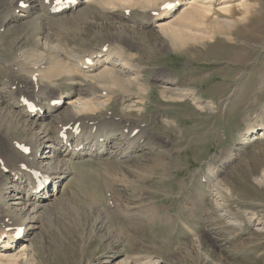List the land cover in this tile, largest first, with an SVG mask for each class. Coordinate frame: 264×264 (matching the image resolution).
I'll return each instance as SVG.
<instances>
[{
	"label": "bare ground",
	"instance_id": "1",
	"mask_svg": "<svg viewBox=\"0 0 264 264\" xmlns=\"http://www.w3.org/2000/svg\"><path fill=\"white\" fill-rule=\"evenodd\" d=\"M56 1L23 0L21 3V0H0V264L41 263L42 260H37V245L43 246L47 232L54 240L63 243L66 236L59 227L61 216L56 211L71 217L72 228L69 230L67 227V230L69 233L76 232L77 240L85 243L87 236L95 233L105 241L107 255L89 259L88 264H201L199 261L207 264L208 259L211 262L214 260L207 243L215 240L206 243L203 236L208 233L216 235L218 227L227 229V226H232L240 230L249 223L255 231L264 232V220L256 212L236 208V213L230 208L231 203L225 196L230 194L231 197L233 193L220 177L224 169L235 164L234 159L245 153L247 148L256 142H264V101L258 105V112L248 118V123V119L245 121L247 126L237 133L226 160L217 165L206 161L207 176L203 175L204 180L201 178L202 189L192 187L193 192H190L192 200L187 202L191 207V210L188 207L189 211L201 220L209 217V213H215L213 217L211 215L212 222L216 218L218 226L209 224L202 235L193 226L194 219L185 222L179 214L167 215L169 219L173 216L179 220L189 232V238L180 241L177 253L123 254L120 244L127 241L135 244L134 233L130 229L132 225L118 231L105 227L104 219H109L110 214L129 220L139 219V212L134 211L133 206L123 204L116 189L117 180L124 173L117 176L118 172L113 174L104 169L105 176L102 178L107 189L106 204L112 207L106 204L103 207L93 194L90 200L79 192L76 194L77 200L82 198L85 204L59 194L61 181L73 172V159H124V162L129 161L128 164L134 166L131 161L134 153L153 151L156 146L160 148L156 142V146L150 142L153 135L147 123L136 129L140 123L123 115L133 116L132 110L139 113L143 109L150 86L142 74L145 65L140 62L141 51H134L136 44L139 45L138 33L145 34L142 38L151 42L146 38L149 30L162 48L170 46L175 50L190 48L188 45L192 44L203 45L219 35L235 40L238 25L244 24L243 28H246L257 12H264L261 0ZM169 3L171 7L164 6ZM89 7L97 15L91 16L90 11L92 20H105V23L97 22V28L102 32L99 39H103V43L96 46L86 44L80 53L79 43L74 42L80 39L81 26L69 28L68 24ZM91 19L83 20V25L91 24ZM52 22H58L60 30L75 41L69 43V37L61 40L56 36L59 32L50 26ZM74 22L79 21L76 19ZM28 41H31L30 47H27ZM9 53H12L10 58L6 57ZM61 81L70 86L65 95L61 92ZM160 84V94L165 101L190 98L199 108L214 109L211 101H202L189 85L177 86V80L169 78H163ZM115 95H119L121 115L125 117L110 115L104 110ZM58 100L62 103L54 102ZM25 101L33 103L35 109H31ZM259 117L260 121L256 123ZM23 147L28 152L23 151ZM249 176L264 191V165L258 171H249ZM119 181L121 183L122 179ZM40 183H43L42 187ZM90 204L95 207L86 209L85 205ZM180 210L183 211L182 208ZM141 218L139 220L144 217ZM44 227L47 229L44 230ZM60 247L63 249L62 245ZM214 261V264H225Z\"/></svg>",
	"mask_w": 264,
	"mask_h": 264
},
{
	"label": "rangeland",
	"instance_id": "2",
	"mask_svg": "<svg viewBox=\"0 0 264 264\" xmlns=\"http://www.w3.org/2000/svg\"><path fill=\"white\" fill-rule=\"evenodd\" d=\"M260 5L264 7V0L260 1ZM217 7L215 8L217 9ZM82 11L86 14L82 12L78 15L79 18L78 16L76 17L79 22H74L76 19H72L73 22L68 24L69 28L81 26L79 28V37L82 40L78 39L77 42L74 38L72 39L69 35H66L63 30H60L61 27L59 28V26L61 25L58 22H52V25L50 23V26L56 32H59L56 36H59L61 40L69 37V43L74 41V43H79L80 53L86 47V44L96 46L103 43V39H99L102 32L97 28V24L99 22L102 23L103 20L99 19L98 22L95 19V22L91 19V16H97L91 7L84 8ZM89 13L91 16H89ZM259 14L257 12L256 17H252L251 21H249L251 24L248 23L247 25L249 29L247 27L243 28L244 24L238 25L234 33L238 36L235 40H228L226 37L219 35L214 41H207L203 45H188L190 48L180 50L172 49L170 46L162 48L161 44L155 41V36L148 32L149 30L147 29H145L148 33L146 38L151 40V42L146 41L145 37L142 38L145 34L140 35L138 33L137 37L139 40H137L140 46L136 44L134 51L137 53L141 51L140 54L143 60L141 59L140 62L145 65L142 74L148 79L150 86L148 93L145 95L147 99L145 98L144 100L143 109L139 113L136 110H132L133 116L129 114L123 115L140 123L138 125L139 128L137 127L136 129L142 128L140 125L147 123L151 135L154 136V139L151 136L150 142L154 146L160 145V148L156 146L157 149L153 151L146 150L134 153L131 158V161L135 163L134 166L128 164L129 161L124 162V159H104V157L103 159L89 157L73 159V172L65 176L59 186V194L62 196L71 197L76 201L80 200V203L85 204V200H81L82 198L77 200L76 194L79 192L86 196L88 200L93 194L97 200L103 203L104 207L107 198V189L102 178L105 176L104 169H108L113 174L118 172L119 174H115L117 176H121L120 174L124 173V176L122 174V177L117 180L119 182L118 187H116L118 194L123 200V204L126 203L130 205L129 207L133 206L132 209L137 213L139 212V219H142L141 217L144 218L143 220H134V218L129 220L125 217L123 218V216L121 217V215L110 214L109 219H104L105 227L110 226L114 231L125 230L127 229L126 225H132L130 229L134 233L135 244H132L131 241H127L128 246L127 242L120 244L119 247L124 249L123 254L131 255L133 252H138L150 255H166L169 253L168 251L177 253V247L180 246L181 240L185 241L189 238V232L179 220L173 218L174 215L179 214L185 222L194 219L197 223L195 222L193 226L202 235L209 224L216 225V218L212 222V217L216 215L215 213L211 211L212 214L209 213V217L205 216L204 220H201V217H197L196 214L189 211L188 207L190 206L187 202L192 200L190 194L195 187L202 189L200 183H202L201 178L204 177L203 175L207 176V164H221L226 160L230 150L233 148V141L226 139L225 143H223L221 140L225 132L222 128V122L218 119L220 118L221 110L227 112V121L232 126L227 134L232 138L238 130V124L243 121L249 112L250 117L248 118L253 117L258 112V104L260 105V102L264 101V12ZM139 16L140 18L142 17L141 15ZM89 18L92 20L90 21L91 24L83 25V20H90ZM103 23H105V20ZM96 28L97 30H95ZM245 29L246 31H244ZM92 33L94 34L92 35ZM91 35L92 37H90ZM90 40L91 42H89ZM27 44V47H30L31 41H28ZM237 46L246 47H244L245 49L243 47V49H240ZM238 54L241 56H237ZM11 55L12 53H9L6 57L9 56L8 58H10ZM238 57L242 59L239 60ZM163 78L176 79L177 86L187 87L189 85L188 87L194 90L202 101L211 100L215 104L214 109L210 110L208 107L199 108L190 98L165 101L160 94V80ZM59 85H63L60 88L61 92H64L63 95H65L70 86L62 81ZM114 98L104 110L107 114L125 117L121 115L120 103H118L119 95H115ZM256 98H258L259 103L255 102ZM225 103H228L227 109ZM97 117H99L98 114ZM258 119L256 123L260 121V117ZM247 123H245L244 127L247 126ZM215 128L218 129L215 130ZM135 130H133V133L136 132ZM21 134L24 135V133ZM233 162L235 164L225 168V171L220 175L223 182L231 188L233 193L231 197L230 194L225 196L231 203L230 208L236 213L238 212L236 208L254 211L259 218L264 220V191L249 176V171H258L264 165V142H256L254 146L247 148L245 153L234 159ZM159 163H162L161 165L164 164V167L160 166ZM120 179H122L121 183ZM120 187L121 189H119ZM85 207L89 209L95 206L90 204L88 206L85 205ZM181 208L183 211L180 210ZM56 213L61 216L59 217V227L64 231L66 238L60 244L59 240H54L53 236L47 232L43 241V248L40 247L41 245H37V260H42L41 263L37 262V264H88L89 259L92 260L102 254V256L107 255L105 253L107 250L104 240H100L92 232V236L88 235L85 243H83V240H77L76 232L69 233L72 228L69 222L71 217L66 213L61 214L58 211ZM171 214L173 216L169 219L167 215ZM149 216L151 220H149ZM44 222L46 224L47 220ZM114 224L116 229L113 227ZM55 227L57 228V226ZM67 227L69 230H67ZM221 228L218 227V236L217 234L214 236L208 235L209 233L203 236L206 243L209 240H215L216 243L211 242V246L208 242L207 247L211 249V256L216 262L221 261L225 264H264V232L255 231L249 223H246L240 230H236L232 226H227V229ZM43 229L46 230L47 228L44 227ZM210 237L211 239H209ZM67 238L68 240H66ZM60 245L63 246V249ZM130 246L134 250H131ZM41 250L42 252H40ZM209 260L207 264H214L212 263L214 260L212 262ZM199 262L201 264L205 263Z\"/></svg>",
	"mask_w": 264,
	"mask_h": 264
},
{
	"label": "crops",
	"instance_id": "3",
	"mask_svg": "<svg viewBox=\"0 0 264 264\" xmlns=\"http://www.w3.org/2000/svg\"><path fill=\"white\" fill-rule=\"evenodd\" d=\"M211 101V100H210ZM255 102H258L259 103V100H258V98H256V100H255ZM261 102H263V101H261ZM213 103V102H212ZM229 103V102H228ZM228 103H225L226 105L228 104ZM261 104V103H260ZM213 105H214V107H215V104L213 103ZM259 105V104H258ZM260 106V105H259ZM227 107H228V105L226 106V109H227ZM259 108V107H258ZM257 111H258V109H257ZM250 116V112L247 114V116L243 119V121L241 122V123H239L238 124V126L240 127H242L243 125H244V123H246L248 120H247V118ZM220 118H218V119H220V121L222 122V128H223V130H225V132L223 133V136L221 137V140L223 141V143H225V140L227 139V140H229L230 139V141H233V142H235V138L237 137V133L239 132V130H240V128L238 127V130H237V132L235 133V135L232 137V138H230V136H229V134H227V132H229V130L231 129V127L232 126H230L229 124V122L227 121V112L226 111H223V110H221V112H220V116H219ZM247 120V121H246ZM246 121V122H245ZM226 126V127H225ZM218 128H215V130H217Z\"/></svg>",
	"mask_w": 264,
	"mask_h": 264
},
{
	"label": "snow or ice",
	"instance_id": "4",
	"mask_svg": "<svg viewBox=\"0 0 264 264\" xmlns=\"http://www.w3.org/2000/svg\"><path fill=\"white\" fill-rule=\"evenodd\" d=\"M21 3H23V0H21ZM165 7H171V5H164Z\"/></svg>",
	"mask_w": 264,
	"mask_h": 264
}]
</instances>
